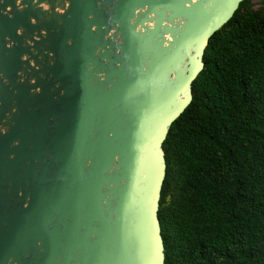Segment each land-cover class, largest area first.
<instances>
[{
	"label": "water",
	"instance_id": "obj_1",
	"mask_svg": "<svg viewBox=\"0 0 264 264\" xmlns=\"http://www.w3.org/2000/svg\"><path fill=\"white\" fill-rule=\"evenodd\" d=\"M244 0H0V264H164L163 143Z\"/></svg>",
	"mask_w": 264,
	"mask_h": 264
},
{
	"label": "trees",
	"instance_id": "obj_2",
	"mask_svg": "<svg viewBox=\"0 0 264 264\" xmlns=\"http://www.w3.org/2000/svg\"><path fill=\"white\" fill-rule=\"evenodd\" d=\"M162 148L164 264H264V0L209 39Z\"/></svg>",
	"mask_w": 264,
	"mask_h": 264
},
{
	"label": "rangeland",
	"instance_id": "obj_3",
	"mask_svg": "<svg viewBox=\"0 0 264 264\" xmlns=\"http://www.w3.org/2000/svg\"><path fill=\"white\" fill-rule=\"evenodd\" d=\"M250 1H251L252 4H257V3H259V2H261L263 0H250ZM254 8H256V6Z\"/></svg>",
	"mask_w": 264,
	"mask_h": 264
}]
</instances>
